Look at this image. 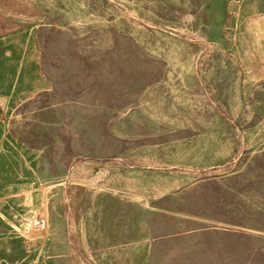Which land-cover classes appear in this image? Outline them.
<instances>
[{"label":"rangeland","instance_id":"rangeland-1","mask_svg":"<svg viewBox=\"0 0 264 264\" xmlns=\"http://www.w3.org/2000/svg\"><path fill=\"white\" fill-rule=\"evenodd\" d=\"M144 196L264 264V0H0V264H131Z\"/></svg>","mask_w":264,"mask_h":264},{"label":"crops","instance_id":"crops-1","mask_svg":"<svg viewBox=\"0 0 264 264\" xmlns=\"http://www.w3.org/2000/svg\"><path fill=\"white\" fill-rule=\"evenodd\" d=\"M228 178L229 176L225 179ZM165 188V192L169 193L168 186ZM183 192L178 191L177 195ZM176 210L178 211L170 212L169 207L164 208L161 205L154 207L151 197L147 196L133 202L130 212L134 214L135 256L131 264H222L223 262L233 264L237 262L233 254L237 253L238 244H241L243 240L247 242L249 237L247 230L243 227L237 228L235 225H225L220 218L201 219L194 214L186 213L183 209ZM256 213L260 214L258 210ZM113 215L114 224L118 226L115 222L116 214ZM169 216L172 219H169ZM202 221L211 222V224H202ZM256 224L264 226L262 222ZM154 226H176V228L166 229L154 235ZM108 229V226H103V230L109 231ZM112 229L114 232V226ZM223 252L224 255H222ZM221 256H225L224 259Z\"/></svg>","mask_w":264,"mask_h":264}]
</instances>
